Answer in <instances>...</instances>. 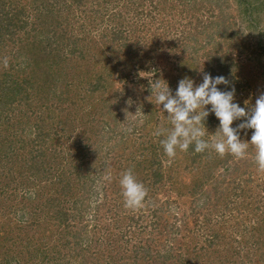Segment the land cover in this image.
I'll use <instances>...</instances> for the list:
<instances>
[{
    "label": "trees",
    "instance_id": "obj_1",
    "mask_svg": "<svg viewBox=\"0 0 264 264\" xmlns=\"http://www.w3.org/2000/svg\"><path fill=\"white\" fill-rule=\"evenodd\" d=\"M207 2L210 14L204 20L195 14ZM263 10L264 0H0V264H264V215L256 213L259 206L252 213L251 204L254 193L264 204V170L255 164L254 147L249 144L244 158L221 156L211 148L196 153L192 146L169 158L160 144L163 136L153 133L171 125L150 95L152 82L138 71L123 76L109 63L116 56L132 61L129 56L146 44L145 38L156 36L161 45L172 35L171 50L183 45L178 77L165 80L173 94L180 79L204 67L202 72L224 76L234 85L241 106L245 100L254 104L264 89L256 90V77L243 73L264 59V28L256 27ZM234 15L242 17L243 31L239 25L233 28ZM187 17L195 19L196 33L186 35L192 24L183 22ZM234 39L247 45L235 46ZM156 43L141 48L154 51ZM93 49L102 60L93 58ZM89 56L90 65L100 64L98 70L87 65ZM78 60L86 66L71 73ZM116 80L123 85L117 88ZM127 83L144 89L134 93ZM218 88L227 90L223 84ZM135 96L140 113L126 119ZM78 99L85 105L72 113ZM66 102L69 106H63ZM51 113L59 121L48 117ZM110 114L113 126L104 119ZM7 123L17 130L1 135ZM218 123L211 113L206 118L204 138L209 142ZM251 134L250 129L242 131L240 138L248 141ZM46 143L66 146L56 154ZM103 159L101 174L110 179L99 186L104 197L96 201L97 184L77 161ZM180 168L192 181L179 178ZM128 169L147 189L144 203L159 199L151 210L126 211L119 178ZM228 185L234 194L222 208L231 214L229 205H237L232 216L236 223L230 219V230L218 231L209 219L197 217V206L216 205L210 198ZM108 189L113 190L111 197ZM173 189L177 200L167 193ZM214 200L221 204L223 197ZM184 204L189 206L179 217ZM103 207L120 226L100 227ZM243 213L245 219H237ZM89 214L94 221L87 230Z\"/></svg>",
    "mask_w": 264,
    "mask_h": 264
},
{
    "label": "clouds",
    "instance_id": "obj_2",
    "mask_svg": "<svg viewBox=\"0 0 264 264\" xmlns=\"http://www.w3.org/2000/svg\"><path fill=\"white\" fill-rule=\"evenodd\" d=\"M7 63L5 59V66ZM222 84L227 90L218 88ZM229 85L224 76L213 77L204 73L199 84L188 77L180 79L173 94L164 79L152 81L150 95H155L156 104L160 108L162 105L161 109L167 113L171 125L170 128H157L154 135L163 136L160 144L169 158L175 157L178 149L186 152L190 146L196 153L211 148L221 156L230 153L244 158L251 144L255 149V164L258 169L264 170V93L255 99L254 104L245 100L244 106H241L236 102L234 85ZM210 113L219 122L211 142L204 138L208 133L205 121ZM234 121L239 123L233 127ZM249 129L252 130L250 140H242L240 133ZM119 184L126 208L135 210L143 207L147 189L131 169L121 174Z\"/></svg>",
    "mask_w": 264,
    "mask_h": 264
},
{
    "label": "rangeland",
    "instance_id": "obj_3",
    "mask_svg": "<svg viewBox=\"0 0 264 264\" xmlns=\"http://www.w3.org/2000/svg\"><path fill=\"white\" fill-rule=\"evenodd\" d=\"M210 5V3H206L205 4V6H201L200 8H199V11H198V14H195L196 16H198V17H200V18H202V19H206L207 17V15H209L210 13H208L207 15H206V9L208 8L207 6H209ZM261 18L259 19V22L260 23H258L257 24V28H258V30H260L261 28H264V10H263V12H261ZM191 15H188V17H190ZM185 18V20L183 19V22L184 23H187V21H192V24L191 25H188L187 26V28H186V35L187 34H193V33H196L197 31H196V29L198 28V27H196V21H195V19L193 18V19H191V20H189V18ZM206 17V18H205ZM231 19H232V21H234L235 23L234 24H232L233 25V28H237L238 27V25H239V29L240 30H242L243 31V25H242V22H240V18H242V17H239V16H232V17H230ZM78 25H79V23H78ZM196 27V28H195ZM239 33H241V32H239ZM239 33H238V35H239ZM153 34V33H152ZM79 36H80V33H79ZM237 35H234V38L236 37ZM176 36L174 35V40H176V38H175ZM164 38V37H163ZM166 38H168L167 39V41H164V43L165 44H163V41L161 42V45H159V42H157L156 43V36H150V37H148V38H145V40L143 41V42H146V44L145 45H142V46H145L146 48H144L145 50L147 49V42H154L155 41V43L157 44L156 45V47L153 49L154 51H149V52H144L142 49L143 48H141L142 46H140V47H137V52H136V54H132V56H129V59H132V61H127L126 59L128 58V57H126L125 58V56H122V57H120V56H116V57H113V58H110V61L111 62H109V63H113L114 64V66H115V68L117 69V72H119V70L121 71V73H122V75L123 76H126L127 74L128 75H131L134 71H138V73L140 74V78H142V77H145V78H148V81L149 82H152L154 79H156L157 77H156V73H157V75L159 76V78H162V79H164V80H168V81H170L172 78H174V77H178V74L176 73V66H177V64H178V59H179V54H180V52H181V48L183 47V45H179V47H175V49L174 50H171V46L172 45H174L171 41H173V36L172 35H170L169 37H166ZM179 38V37H178ZM258 38L260 39L261 38V36H260V34L258 35ZM180 39H182V38H180ZM261 39H264V36L261 38ZM183 41V40H182ZM181 41V42H182ZM185 41V40H184ZM171 42V43H170ZM175 42V41H174ZM239 43H241L242 45H244V47L247 45L246 44V42H239V41H235V39H234V42H233V44L235 45V46H239ZM175 44H177V42H175ZM257 42L255 43V45L257 46ZM79 46V48L81 47V44L80 45H78ZM159 46H161V47H159ZM181 46V47H180ZM240 47V46H239ZM257 49H260V45H258L257 46ZM98 50H96L95 51V49H93L92 50V52H93V54H94V56L96 55V57H93V58H98L99 60L101 59L100 58V55H99V53L97 52ZM260 51V50H259ZM262 52V51H261ZM264 52V51H263ZM261 55H262V53H261ZM263 56V55H262ZM92 56H89L88 57V60H87V62H88V64H87V62L86 61H82V60H78V68L76 67L74 70H71V73H73L74 72V74H78V69H80V66L82 67V65L85 67L86 66V64L88 65V66H92L93 67V65H90V62H89V58H91ZM263 58H264V56H263ZM97 59V60H98ZM102 60V59H101ZM262 60V58L261 59H259V61L258 62H253V63H251L250 65H249V67H250V69H247V71H245L244 73H243V75L244 76H247V75H249V76H252V77H256V80L259 82V84L256 86V84L255 83H253V86H256V90H258L259 92H261V91H263V89H264V59H263V61H261ZM93 61V63H95V61L94 60H92ZM99 62V61H98ZM96 64V63H95ZM253 65V66H252ZM100 66V64H98V65H94V67L93 68H95L96 70H98V67ZM107 67H108V65H107ZM203 69V70H202ZM202 71H204V67H202V68H199L198 69V72L194 75V76H192V77H190L191 79H193L194 80V82H195V84H199L200 82H202V79H203V75H204V72H202ZM105 73V72H104ZM183 73V72H182ZM247 73H249V74H247ZM115 74V73H114ZM247 74V75H246ZM255 75V76H254ZM115 76V78L117 77L116 76V74L114 75ZM186 76V75H185ZM243 76V78H245ZM130 77V76H129ZM251 80H253V78L251 79ZM147 81V82H148ZM136 82H139V80H136ZM78 84V83H77ZM123 85V83H117V80H116V82H115V86L118 88V87H121ZM145 85V84H144ZM127 86L130 88V89H132V91L135 93H141L142 91H143V89H144V86L142 85V86H136V87H132V85L130 84V83H127ZM245 94H248V96H251V93H252V91L251 90H246L245 92H244ZM255 93V92H254ZM138 97V96H137ZM136 96L133 98V100H134V108H133V112H132V110L130 111V113L131 114H126L125 113V118L127 119V118H131L132 116H133V114L135 115L136 113H140V111H138L137 110V104H138V102L135 100V98H137ZM87 105H89L90 106V100H87L86 102H85ZM81 104H83V105H85L84 103H81L80 102V100L78 99V105H73L74 107H71V112L73 113V110H76V109H78L77 108V106L78 107H80L81 106ZM156 104V103H155ZM63 105V104H62ZM136 105V106H135ZM63 106H69L68 105V102H66ZM72 106V105H71ZM158 106L159 105H157L156 104V108H158ZM136 107V108H135ZM97 108V107H96ZM77 112V111H76ZM11 116H12V118L16 115L15 113H13L12 112V114H10ZM48 115V114H47ZM48 117H52V118H55V117H53V114L51 113L50 115H48ZM111 118H112V114H110L109 115V117H105L104 119L105 120H108V121H110L111 122ZM32 120V119H31ZM53 120L52 119H48V122L49 123H51ZM57 121H59V117L57 116L55 119H54V122H57ZM100 121V120H99ZM54 122H52V123H54ZM112 123V126H113V122H111ZM10 124H14V122L13 123H10ZM32 124H33V121H32ZM15 125V124H14ZM13 125V126H14ZM111 125V124H110ZM54 126H57L56 125V123H54ZM5 127H6V130L4 131V130H2L1 131V135H10V134H14V132H16V130H17V126H14L13 127V129L11 130V128H10V125H9V123H7L6 125H5ZM33 132V134H34V131H32ZM154 133V132H153ZM32 134V135H33ZM140 133H137V135H139ZM154 136V135H153ZM129 144H130V142H129ZM45 146H48V149H50V150H54V149H56L57 151H56V154L57 153H59V152H61V151H63L64 149H65V146H66V143H65V146L64 145H61V148L64 146V149H61V148H55V145H53V144H45ZM63 154V153H62ZM62 154H60L61 156H62ZM69 160V159H68ZM67 160V157L65 158V160H63V161H68ZM85 160H88V159H85ZM104 161H105V159H103L102 161H99V162H97V163H93L92 161H90V162H92V164H90V163H87V162H85L84 160H78L77 161V164H78V166H79V168L80 169H88L89 171H90V173L92 174V175H90V177H91V179H93L94 178V183L95 184H97V189H98V192H97V196H96V199H94V200H96V201H101V199L104 197V195H103V190H101V188H99V186H101V185H103V184H109L107 181H105V177H103V175L101 174L102 173V168H104V166H102L101 167V165L100 164H104ZM89 165V166H88ZM88 167V168H87ZM66 168H67V166H66ZM90 169H92V170H90ZM223 169V168H222ZM218 171H221V169H218ZM178 174H179V178H184L185 179V183H188V182H190V181H192V177H189L187 180H186V178H187V175H186V173H185V171L182 169V168H180V169H178ZM107 185H105V186H107ZM167 186V188H168V190H169V185H166L165 184V187ZM232 185H228V187H227V189L224 191V193L222 192V193H220L219 194V192H218V195H216L215 197H212V198H210L211 199V201L214 203V202H216L217 204L216 205H212L211 204V202H210V204H211V206H210V204L209 205H207V204H199V206H197L198 207V209L197 210H200L201 209V213H199L198 215H197V217L198 218H204V217H206V219H209L210 221V224L209 225H212V227H214V228H216L218 231H226V232H228L229 230H230V228H231V225H230V223L228 222V221H230V219H232V216H235L236 214H237V212L235 211V208L234 207H236L237 205H235V204H230L229 206L230 207H232V211H231V214H228V213H226V212H224L223 211V208L222 207H224L225 206V204H226V202L227 201H229V198H231L232 197V194H234V192L232 191ZM112 191L113 190H111L110 191V189H108V191H105V193H107L108 195H109V197H111V195H112ZM221 192V191H220ZM167 193H170L169 195L174 199V200H177L178 198H179V195L177 194L178 192H177V190H171V191H167ZM162 194V193H161ZM222 194V195H221ZM256 194L254 193V196H253V194H251V196H253V201H252V213H253V208L255 207V206H259V207H257V208H259L257 211H256V213H259V212H261V213H263V215H264V204H263V202H259L257 199H256V196H255ZM113 197V196H112ZM158 197V196H157ZM165 196H162L161 198L163 199ZM221 197H223V201H219V202H221V204H218V201H215L214 199H216V200H219ZM241 199V198H240ZM93 200V199H92ZM103 200V199H102ZM208 200V199H207ZM108 202H110V204H114V202H111V201H108ZM152 201L150 200V198H148V201H146L145 203H144V205H143V210L145 211V212H147V211H149V210H151V208L154 206V205H156V204H158L159 203V199L157 198L156 200H154V202L153 203H151ZM227 205V204H226ZM93 206H94V203H92V208H93ZM189 205L188 204H184V208H180V211H178V216L180 217V216H182V211H183V209L184 210H186L187 209V207H188ZM228 206V205H227ZM183 207V206H182ZM120 208V207H119ZM119 208H116V207H114V206H111V208L110 209H114V210H117V209H119ZM142 208V207H141ZM140 208V209H141ZM256 208V207H255ZM182 209V210H181ZM138 210H139V208L138 209H135V210H132V209H126V211L127 212H129V211H131V212H133V213H137L138 212ZM179 210V209H178ZM103 211H104V217H103V222H102V224H101V228H107V227H110V228H112L113 227V225L114 226H116V227H118V226H120L121 225V222L119 221L118 223H115L114 221H113V217L111 216V215H105V213L107 212V208L106 207H103L102 208V211H101V213H103ZM109 211V210H108ZM203 212V213H202ZM112 213H115V211H113L112 210ZM233 214V215H232ZM103 215V214H102ZM135 215V214H134ZM229 215H231V217L229 216ZM136 216V215H135ZM243 216V219H245V217H244V213H243V215L242 214H240L238 217H237V219L238 218H241ZM255 216V215H254ZM251 217H253V216H251ZM250 217V218H251ZM125 219H122V222L124 221ZM86 221L88 222L89 221V223H88V225H87V230L88 229H90L91 227H92V225H93V218L91 217V214H89L88 215V218L86 219ZM172 221V220H171ZM247 220H245V222H246ZM191 222H193V221H191ZM258 222V221H257ZM126 223V221H124L123 223H122V226L124 225ZM225 223H227V224H225ZM234 223H236V219L235 220H231V224H234ZM259 223V222H258ZM222 225V226H221ZM255 225H257V224H255ZM218 227H219V229H218ZM242 228H244V224H242V226H241V229ZM206 234H209L208 232H206ZM260 264H263L262 262H260Z\"/></svg>",
    "mask_w": 264,
    "mask_h": 264
}]
</instances>
